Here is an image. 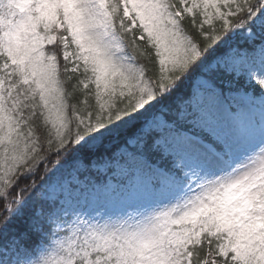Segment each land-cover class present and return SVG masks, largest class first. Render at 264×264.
Here are the masks:
<instances>
[{
    "label": "snow or ice",
    "instance_id": "6c2138e0",
    "mask_svg": "<svg viewBox=\"0 0 264 264\" xmlns=\"http://www.w3.org/2000/svg\"><path fill=\"white\" fill-rule=\"evenodd\" d=\"M0 264H264V0H0Z\"/></svg>",
    "mask_w": 264,
    "mask_h": 264
},
{
    "label": "trees",
    "instance_id": "16d2710c",
    "mask_svg": "<svg viewBox=\"0 0 264 264\" xmlns=\"http://www.w3.org/2000/svg\"><path fill=\"white\" fill-rule=\"evenodd\" d=\"M104 178H105V177H103L102 175L99 177V179H101V180L104 179Z\"/></svg>",
    "mask_w": 264,
    "mask_h": 264
}]
</instances>
